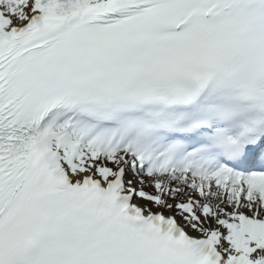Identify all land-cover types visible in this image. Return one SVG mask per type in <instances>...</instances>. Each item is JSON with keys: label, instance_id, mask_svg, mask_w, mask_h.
I'll return each instance as SVG.
<instances>
[{"label": "snow or ice", "instance_id": "obj_1", "mask_svg": "<svg viewBox=\"0 0 264 264\" xmlns=\"http://www.w3.org/2000/svg\"><path fill=\"white\" fill-rule=\"evenodd\" d=\"M0 264H264V0H0Z\"/></svg>", "mask_w": 264, "mask_h": 264}]
</instances>
